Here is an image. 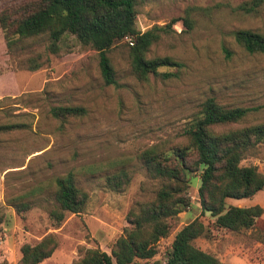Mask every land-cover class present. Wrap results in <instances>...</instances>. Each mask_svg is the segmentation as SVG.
Wrapping results in <instances>:
<instances>
[{
  "label": "rangeland",
  "instance_id": "obj_1",
  "mask_svg": "<svg viewBox=\"0 0 264 264\" xmlns=\"http://www.w3.org/2000/svg\"><path fill=\"white\" fill-rule=\"evenodd\" d=\"M243 1L136 0L139 31L172 17L180 19L151 45L147 57L170 56L181 66L160 67L157 75L140 80L131 67L130 39L124 38L108 52L115 84L104 82L98 52L77 43L72 35L52 54L44 35L7 47L0 27V124L20 125L0 132V261L15 264L23 243L34 244L48 233L56 234L58 246L40 264H71L80 247L110 252L111 243L127 225V211L155 195L154 182L138 154L155 143L169 146L183 141V129L206 98L225 107L250 108L234 126L264 119V53H247L233 35L238 29L264 32V3L257 12L245 13L237 9ZM185 16L191 19L190 29L182 24ZM36 54L44 63L29 70L26 59ZM59 105L81 106L85 114L61 124L50 112ZM241 164L256 165L264 173V144ZM119 168L132 171V178L124 191L115 192L104 182ZM69 171L88 201L81 213H66L59 226L48 217L54 187L30 198L34 205L23 215L7 201ZM188 177L190 206L169 219L171 229L160 239L158 254L137 264L163 262L174 234L196 218L212 233L194 240L200 249L224 264H264V243L252 235V229L264 230V213L252 229H214L215 218L199 203L198 174ZM229 204L264 207V189L251 198L227 199Z\"/></svg>",
  "mask_w": 264,
  "mask_h": 264
},
{
  "label": "trees",
  "instance_id": "obj_2",
  "mask_svg": "<svg viewBox=\"0 0 264 264\" xmlns=\"http://www.w3.org/2000/svg\"><path fill=\"white\" fill-rule=\"evenodd\" d=\"M0 27L7 47L27 38L46 36L47 50L60 51V42L72 35L77 43L95 49L99 68L106 84H115L114 67L108 56L114 44L130 39L129 57L134 75L148 80L157 75L160 67H180L170 56L147 57L151 45L162 33L173 30L180 19L172 17L163 25L139 31L136 27V0H0ZM264 0H244L237 9L257 12ZM182 24L191 28L185 16ZM236 42L247 53H264V32L238 29L233 32ZM41 54L29 56L26 66L37 70L43 65ZM168 73H164L167 75ZM250 108L225 107L213 97L197 105L190 121L183 129L184 140L169 146L152 144L138 154L147 177L154 182L155 195L151 200L137 202L130 208L127 225L110 245V252L95 248H79V256L71 264H137L158 254L160 239L171 229L169 219L175 218L190 206L188 174H198L199 203L215 219L212 228L231 232L252 229L264 213L259 204L227 205V199L251 198L264 189V173L256 165H242L241 161L257 153L264 144V119L243 126H234L248 115ZM51 114L60 121L85 114L81 106H52ZM19 124H0V132L18 128ZM132 171L125 168L107 174L104 185L112 191L126 189ZM53 189L54 204L48 210L51 224L59 226L66 213H81L88 194L76 185L72 171L47 183L14 194L7 199L17 214L34 205L32 199ZM254 232V233H253ZM256 240L264 243V230H253ZM200 236L211 237V229L199 219L184 224L173 236L165 260L154 259L151 264H224L217 256L195 245ZM56 234L48 233L34 244L23 243L15 264H40L50 257L56 247ZM0 264H10L6 259Z\"/></svg>",
  "mask_w": 264,
  "mask_h": 264
}]
</instances>
